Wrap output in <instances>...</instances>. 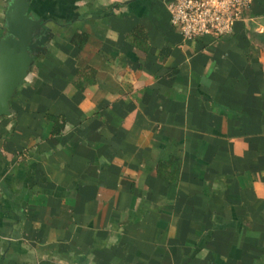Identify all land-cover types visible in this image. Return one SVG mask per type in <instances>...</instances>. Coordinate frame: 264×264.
Returning a JSON list of instances; mask_svg holds the SVG:
<instances>
[{"label":"crops","instance_id":"1","mask_svg":"<svg viewBox=\"0 0 264 264\" xmlns=\"http://www.w3.org/2000/svg\"><path fill=\"white\" fill-rule=\"evenodd\" d=\"M170 2L29 0L52 36L0 118V264H264V0L190 40Z\"/></svg>","mask_w":264,"mask_h":264},{"label":"water","instance_id":"2","mask_svg":"<svg viewBox=\"0 0 264 264\" xmlns=\"http://www.w3.org/2000/svg\"><path fill=\"white\" fill-rule=\"evenodd\" d=\"M29 0H7L0 36V116H10V100L52 36L45 21L33 17Z\"/></svg>","mask_w":264,"mask_h":264},{"label":"built area","instance_id":"3","mask_svg":"<svg viewBox=\"0 0 264 264\" xmlns=\"http://www.w3.org/2000/svg\"><path fill=\"white\" fill-rule=\"evenodd\" d=\"M252 0H171L169 23L184 39L230 33Z\"/></svg>","mask_w":264,"mask_h":264},{"label":"trees","instance_id":"4","mask_svg":"<svg viewBox=\"0 0 264 264\" xmlns=\"http://www.w3.org/2000/svg\"><path fill=\"white\" fill-rule=\"evenodd\" d=\"M50 22L54 25V26H60V27H63V28H68V27H73V24H74V22H67V23H65V24H61V22H52L51 20H50ZM86 38H87V35H86V33H84V32H82V31H78V32H75L73 35H72V37L70 38V42L72 43V44H74V45H76V46H81L85 41H86ZM43 53V52H42ZM42 53H39L37 56H36V58H35V60L37 59V58H39V57H41V56H43V54ZM3 117H7V116H0V118H3Z\"/></svg>","mask_w":264,"mask_h":264}]
</instances>
